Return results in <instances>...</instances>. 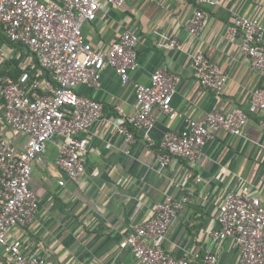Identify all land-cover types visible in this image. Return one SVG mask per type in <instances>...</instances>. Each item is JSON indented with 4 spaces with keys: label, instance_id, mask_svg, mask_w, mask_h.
Here are the masks:
<instances>
[{
    "label": "crops",
    "instance_id": "0c3cea01",
    "mask_svg": "<svg viewBox=\"0 0 264 264\" xmlns=\"http://www.w3.org/2000/svg\"><path fill=\"white\" fill-rule=\"evenodd\" d=\"M195 7L192 0L105 3L96 20L83 24L85 39L97 50H108L127 30L138 34L137 66L130 71L127 84L107 65L100 86H78L80 94L103 104L104 114L86 133L89 147L81 178H70L57 165L60 147L67 139L62 134L49 140L42 157L33 162L31 188L39 209L30 224L9 234L26 253L40 252L47 264H141L131 249L121 248V241L151 219L160 202L187 197L166 233L163 248L178 257L199 253L192 264H204L208 253L216 255L215 264H242L237 245L213 240L211 232L218 228L219 208L235 185L249 186L264 206V110L253 108L254 91L264 89V76L258 75L241 52V36L230 40L227 34L239 15L258 18L264 26V0H223L216 6H203L208 23L199 36H191L186 24ZM172 39L181 47L168 45ZM2 47L8 56L0 54V69L12 59H19L18 69L21 64L31 72L39 68L27 50L23 54L11 49L0 38ZM199 47L227 75L221 94L203 87L195 75L192 56ZM158 68L179 78L173 97L178 115L170 118L157 112L154 128L149 133L134 129L136 140L129 143L115 125L116 107L134 115V84H150ZM0 103V138L24 149L26 135L6 123L1 98ZM235 107L247 112L242 134L215 129L195 161L173 157L161 168L158 155L166 132L183 131L188 119L202 120L211 111ZM9 257L0 246V260L11 264Z\"/></svg>",
    "mask_w": 264,
    "mask_h": 264
},
{
    "label": "built area",
    "instance_id": "2783aa9c",
    "mask_svg": "<svg viewBox=\"0 0 264 264\" xmlns=\"http://www.w3.org/2000/svg\"><path fill=\"white\" fill-rule=\"evenodd\" d=\"M127 0H0V27L7 37L27 48L37 59L34 72L20 65L18 78L0 80V98L4 101V119L27 137L24 149L0 138V246L9 254L11 264H47L40 252L26 253L19 241L10 240L12 230L30 224L39 209V200L31 188L33 162L42 157L47 143L57 134L66 136L57 165L70 178L85 172L89 128L104 114L103 104L79 93L78 86H100L101 72L107 65L115 68L123 83L130 81V71L137 66L139 36L125 31L108 50L93 48L83 35V24L98 17L103 4L121 6ZM196 7L186 24L191 36H199L208 23L203 6H216L223 0H192ZM228 38L241 36L240 50L251 67L264 76V26L258 18L236 16L228 29ZM168 45L181 47L172 39ZM2 57L7 51L0 48ZM192 66L201 85L217 94L224 92L227 75L209 59L202 47L192 56ZM179 78L164 68L152 74L150 84L135 83L137 110L128 116L116 107L115 125L126 141L136 140L134 129L149 133L155 126L157 112L175 118L178 112L173 97ZM253 108L264 110V89L254 91ZM247 112L241 107L211 111L202 120L188 119L183 131L170 130L160 142L158 160L161 168L173 157L195 161L213 130L222 128L240 135L247 124ZM264 126V123H262ZM149 141L152 138L148 137ZM61 183H63L61 181ZM171 197L160 202L154 216L135 227L121 241L141 264H192L200 257L174 256L163 248L166 233L183 208ZM218 228L213 240H230L237 245L242 264H264V206L247 185H235L227 191L217 216ZM217 257L208 253L204 264H215ZM0 264H6L0 260Z\"/></svg>",
    "mask_w": 264,
    "mask_h": 264
},
{
    "label": "trees",
    "instance_id": "16d2710c",
    "mask_svg": "<svg viewBox=\"0 0 264 264\" xmlns=\"http://www.w3.org/2000/svg\"><path fill=\"white\" fill-rule=\"evenodd\" d=\"M0 38H4L6 44L11 48V49H17L19 51H21V53L25 54V50H27L28 53L27 56H31L33 55L27 48L23 47L20 44L15 43L14 41L10 40L6 34L3 33L2 28L0 27ZM33 60L36 64L37 63V59H35L33 57ZM20 63L19 59H12L9 66H7L6 68H2L0 69V80L2 78H4L5 76H11L14 78H18L19 75L21 74L20 69L16 68V66H18ZM39 67V64H38ZM2 103H4V101L2 100ZM2 111L3 109L1 108V103H0V118L2 117Z\"/></svg>",
    "mask_w": 264,
    "mask_h": 264
}]
</instances>
